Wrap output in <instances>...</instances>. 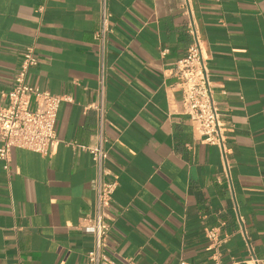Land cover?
Masks as SVG:
<instances>
[{"label":"crops","instance_id":"obj_1","mask_svg":"<svg viewBox=\"0 0 264 264\" xmlns=\"http://www.w3.org/2000/svg\"><path fill=\"white\" fill-rule=\"evenodd\" d=\"M104 63L107 168L117 176L104 248L115 264H264V0H108ZM208 58L231 192L219 148L183 112L176 61L192 43L185 8ZM99 0H0V107L24 48L28 81L66 95L62 140L49 155L14 148L0 160V264H85L91 236ZM72 143V144H69ZM217 229V241L206 230Z\"/></svg>","mask_w":264,"mask_h":264},{"label":"built area","instance_id":"obj_2","mask_svg":"<svg viewBox=\"0 0 264 264\" xmlns=\"http://www.w3.org/2000/svg\"><path fill=\"white\" fill-rule=\"evenodd\" d=\"M107 3L108 0H99V26L93 35L99 53L96 100L84 107V110L93 109L97 114L95 141L91 145L73 144L88 151L95 168V176L90 181L95 194L92 211L83 216L81 223L76 226L77 229L89 234L92 240V245L85 254V264H115L104 248L115 220L109 213V209L118 186L117 176L107 168L108 150L105 135L108 120L105 116L107 73L104 54L111 27V13ZM185 14L192 43L186 54L175 63L183 112L194 124L197 134L203 141L216 146L222 152V173L232 192V176L226 159L224 126L219 109L212 98L208 58L189 6L185 8ZM37 63L38 56L33 47L25 46L12 87L9 91L2 92V98L6 100V103L0 107V160L4 162V169L8 171L14 148H25L42 155H49L62 141L55 128L58 106L61 101L70 102L71 98L66 95L52 94L28 81L29 71ZM206 237L218 242L217 229L206 230ZM176 264L190 263L179 259ZM246 264H263V262L251 253Z\"/></svg>","mask_w":264,"mask_h":264}]
</instances>
